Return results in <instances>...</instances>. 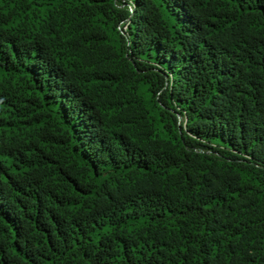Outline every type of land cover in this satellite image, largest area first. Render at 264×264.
Returning <instances> with one entry per match:
<instances>
[{
  "label": "trees",
  "instance_id": "obj_1",
  "mask_svg": "<svg viewBox=\"0 0 264 264\" xmlns=\"http://www.w3.org/2000/svg\"><path fill=\"white\" fill-rule=\"evenodd\" d=\"M0 264H264V0H0Z\"/></svg>",
  "mask_w": 264,
  "mask_h": 264
}]
</instances>
